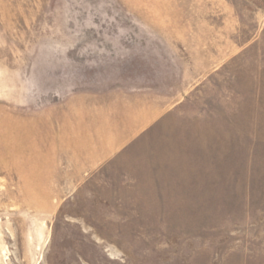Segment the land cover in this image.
<instances>
[{
  "label": "rangeland",
  "instance_id": "rangeland-1",
  "mask_svg": "<svg viewBox=\"0 0 264 264\" xmlns=\"http://www.w3.org/2000/svg\"><path fill=\"white\" fill-rule=\"evenodd\" d=\"M0 264H264V0H0Z\"/></svg>",
  "mask_w": 264,
  "mask_h": 264
}]
</instances>
